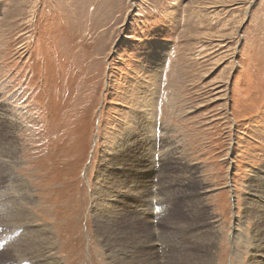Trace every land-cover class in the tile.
<instances>
[{
    "label": "rangeland",
    "instance_id": "obj_1",
    "mask_svg": "<svg viewBox=\"0 0 264 264\" xmlns=\"http://www.w3.org/2000/svg\"><path fill=\"white\" fill-rule=\"evenodd\" d=\"M0 220V264H264V0H0Z\"/></svg>",
    "mask_w": 264,
    "mask_h": 264
},
{
    "label": "bare ground",
    "instance_id": "obj_2",
    "mask_svg": "<svg viewBox=\"0 0 264 264\" xmlns=\"http://www.w3.org/2000/svg\"><path fill=\"white\" fill-rule=\"evenodd\" d=\"M140 140V139H139ZM145 141V140H144ZM143 142V141H142ZM147 144V143H146ZM149 146V145H148ZM147 147V146H146ZM7 161H3V163H6ZM146 162V161H145ZM124 168V167H123ZM102 176V175H101ZM167 194V193H166ZM152 196V195H151ZM146 200V199H145ZM144 200V201H145ZM140 203V202H139ZM150 203L149 202H146V204H144V205H142V207H143V209L141 210V211H138L139 213H140V215H146L147 213H148V215L150 216V217H152V215H153V211H149V208H150V205H149ZM13 205V204H12ZM24 205V204H23ZM14 209H13V211H10V217H9V220H7L6 222L7 223H5L6 225L7 224H9V225H11L12 226V224H14V223H19V225H20V227L24 224L23 222L25 221L26 223H27V221L26 220H29L30 218H31V214H29L28 212H27V209H25L23 206H21V204H15L14 205V207H13ZM146 212V213H145ZM18 215V217H13V215ZM140 215H136V216H133V217H135V218H137V216H140ZM102 217H103V214H102ZM101 217V218H102ZM106 218H107V215L105 216ZM105 217H104V221L103 222H105V221H107L106 219H105ZM108 219V218H107ZM138 219V218H137ZM99 220V219H98ZM110 220V219H109ZM1 221V220H0ZM128 221V220H127ZM143 221V220H142ZM3 222V221H2ZM3 227H5V226H3ZM24 227H26V226H24ZM103 228H104V224H103ZM212 235V234H211ZM214 235V234H213ZM28 238V237H27ZM211 238V237H210ZM46 240V239H45ZM210 241V240H209ZM37 244V245H36ZM34 245H36V247H34V249H30L29 247H27L26 248V250H27V252L29 253V251L32 253V252H34V255L36 254L37 255V258H35V259H33V260H38V259H41V262H44V263H42V264H46L47 262H45V260H43V257H45L46 258V256L43 254L44 252H41V251H38V250H36L35 248H39L40 246H41V243H35ZM43 247V246H42ZM209 247V246H208ZM212 247V246H211ZM21 248V247H20ZM24 248V247H23ZM210 248V247H209ZM208 249V248H207ZM209 250H211V249H209ZM208 252V251H207ZM48 253H50V252H48ZM205 253V252H204ZM127 254V253H126ZM125 254V255H126ZM211 254V253H210ZM31 255V254H30ZM33 255V254H32ZM44 255V256H43ZM48 255V254H47ZM114 255V254H113ZM28 256V255H27ZM50 257V256H49ZM48 257V258H49ZM47 258V259H48ZM54 260V259H53ZM38 261H40V260H38ZM50 261H51V259H50ZM49 263V262H48ZM51 264H58L57 262H54L53 261V263L51 262Z\"/></svg>",
    "mask_w": 264,
    "mask_h": 264
}]
</instances>
